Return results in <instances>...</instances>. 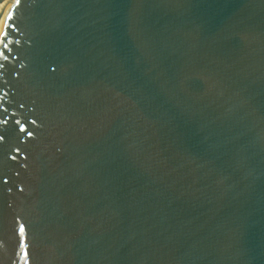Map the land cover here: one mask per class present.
Wrapping results in <instances>:
<instances>
[{"label": "water", "instance_id": "water-1", "mask_svg": "<svg viewBox=\"0 0 264 264\" xmlns=\"http://www.w3.org/2000/svg\"><path fill=\"white\" fill-rule=\"evenodd\" d=\"M0 264H264V0H0Z\"/></svg>", "mask_w": 264, "mask_h": 264}]
</instances>
